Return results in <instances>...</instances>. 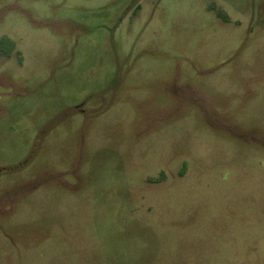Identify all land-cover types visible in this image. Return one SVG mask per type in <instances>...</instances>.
I'll return each instance as SVG.
<instances>
[{"label": "rangeland", "instance_id": "obj_1", "mask_svg": "<svg viewBox=\"0 0 264 264\" xmlns=\"http://www.w3.org/2000/svg\"><path fill=\"white\" fill-rule=\"evenodd\" d=\"M0 264H264V0H0Z\"/></svg>", "mask_w": 264, "mask_h": 264}]
</instances>
